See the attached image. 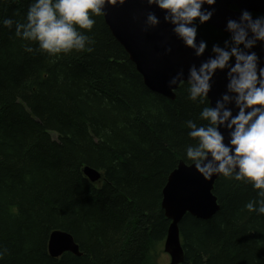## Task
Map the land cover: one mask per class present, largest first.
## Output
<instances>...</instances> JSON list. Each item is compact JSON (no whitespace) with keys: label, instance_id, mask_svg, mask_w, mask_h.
Masks as SVG:
<instances>
[{"label":"trees","instance_id":"obj_1","mask_svg":"<svg viewBox=\"0 0 264 264\" xmlns=\"http://www.w3.org/2000/svg\"><path fill=\"white\" fill-rule=\"evenodd\" d=\"M33 0H0V264H153L171 222L162 208L169 175L194 140L203 107L182 83L170 100L151 91L95 17L91 52L50 57L2 23L25 22ZM261 14L255 15V17ZM198 35L223 46L211 25ZM101 173L90 182L85 167ZM250 183L219 178L220 211L180 224L182 264H264V215ZM54 231L71 234L83 256L48 251Z\"/></svg>","mask_w":264,"mask_h":264},{"label":"clouds","instance_id":"obj_2","mask_svg":"<svg viewBox=\"0 0 264 264\" xmlns=\"http://www.w3.org/2000/svg\"><path fill=\"white\" fill-rule=\"evenodd\" d=\"M128 0H33L25 22L4 19L9 29L15 25L16 37L38 45L25 46V51H40L50 57L72 52H91L94 40L85 33L96 24L95 17L106 15L109 5L123 6ZM147 4L164 12V21L183 44L203 57L207 41L197 42L199 26L209 22L217 0H146ZM207 5L209 8H205ZM161 21L154 12L146 18L147 28H156ZM230 39L223 46L213 44L212 55L188 71V98L200 105L210 101L212 82L217 71H227L226 92L215 106H205L200 119L205 124L186 121L188 136L194 140L184 152L185 162L191 163L206 179L213 176L250 183L257 191V199L249 201L245 209L264 215V67L254 49L264 42V15L253 17L242 10L239 19H228L226 29ZM171 52V48H167ZM233 60L235 63L233 64ZM183 70L169 81L173 88L184 80ZM238 111L233 112V107ZM228 131L225 135L220 131ZM0 249V258L6 253Z\"/></svg>","mask_w":264,"mask_h":264},{"label":"water","instance_id":"obj_3","mask_svg":"<svg viewBox=\"0 0 264 264\" xmlns=\"http://www.w3.org/2000/svg\"><path fill=\"white\" fill-rule=\"evenodd\" d=\"M205 8L209 6L205 5ZM215 13L212 19L205 23L221 30L230 36L226 29L228 19H239L242 10H248L255 15H264V0H217L212 6ZM209 10H211L209 8ZM104 19L114 38L126 50L137 71L142 75L145 85L153 92L170 100H175V91L187 82L189 68L197 67L206 61L212 53L208 50L203 57H196L194 51L187 48L172 31V25L164 21V12L158 7L149 6L146 0H128L123 5H109L105 9ZM149 12H154L161 23L156 28H147L146 18ZM201 38L197 37V42ZM171 52H167V48ZM260 57V67H264V42H258L252 49ZM233 64L235 61L233 60ZM183 70L184 80L177 86L170 88L169 81ZM227 71H217L209 94L210 105L215 106L226 92ZM233 107L235 114L237 109ZM220 131L225 135L226 143L229 134L224 128ZM85 177L92 183L101 179V173L91 167L84 168ZM218 177L206 179L194 165L180 163L167 180L163 190L162 208L166 218L171 222L165 239L164 250L171 258V264L184 262V249L180 237V224L186 215L199 220H210L220 211L218 198L214 187ZM48 251L52 258L58 259L65 253L81 257L79 245L74 237L63 231H54L49 238Z\"/></svg>","mask_w":264,"mask_h":264},{"label":"rangeland","instance_id":"obj_4","mask_svg":"<svg viewBox=\"0 0 264 264\" xmlns=\"http://www.w3.org/2000/svg\"><path fill=\"white\" fill-rule=\"evenodd\" d=\"M164 244H165V240L162 241V244H160V247H158L160 252L157 258L155 259V261L153 262V264H171V258L169 254H167L164 250Z\"/></svg>","mask_w":264,"mask_h":264},{"label":"bare ground","instance_id":"obj_5","mask_svg":"<svg viewBox=\"0 0 264 264\" xmlns=\"http://www.w3.org/2000/svg\"><path fill=\"white\" fill-rule=\"evenodd\" d=\"M83 256V255H82Z\"/></svg>","mask_w":264,"mask_h":264}]
</instances>
